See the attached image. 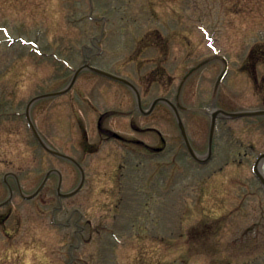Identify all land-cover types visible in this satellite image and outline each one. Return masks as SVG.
Returning <instances> with one entry per match:
<instances>
[{
    "label": "rangeland",
    "instance_id": "374dc122",
    "mask_svg": "<svg viewBox=\"0 0 264 264\" xmlns=\"http://www.w3.org/2000/svg\"><path fill=\"white\" fill-rule=\"evenodd\" d=\"M83 55L135 81L144 108L158 96L173 100L198 64L179 101L190 140L204 153L213 106L264 108V0H0V201L8 172L26 194L52 168L64 174L62 191L79 183L74 164L37 142L24 111L31 97L66 84ZM222 57L228 67L215 90ZM129 93L82 71L65 94L33 104L40 134L75 157L86 180L59 202L57 174L31 198L7 175L13 192L0 206V264H264V191L251 170L264 151V116H220L216 153L196 166L166 104L144 114L133 99L107 101ZM112 107L128 113L104 125L150 145L160 142L156 128L165 149L131 150L100 135L98 115ZM130 118L141 134L127 126Z\"/></svg>",
    "mask_w": 264,
    "mask_h": 264
},
{
    "label": "flooded vegetation",
    "instance_id": "af4514ba",
    "mask_svg": "<svg viewBox=\"0 0 264 264\" xmlns=\"http://www.w3.org/2000/svg\"><path fill=\"white\" fill-rule=\"evenodd\" d=\"M87 61H89V59L86 56L83 55L82 64L87 62ZM132 82L135 84L136 88L139 91L140 104L142 106L143 105L142 104V94L140 93L139 87L136 84V82L133 81V80H132ZM121 85L123 86V88H126L130 92L129 95H128L129 98H127L126 97L127 95L125 96V94H119L117 96L115 95L114 98L110 96V98H108L107 101L111 102L112 100L117 99L115 97H121L120 99H122L121 100L122 103H120V106H122V104H124L127 100L133 99V101L135 103L134 104V111H137L139 113H143V110H142L143 106H142V108H140V106L138 105L137 95L135 94V92L129 86H127L125 84H122V83H121ZM106 89L104 88L105 92L107 93ZM112 94L114 95L115 93H112ZM112 94L110 93V95H112ZM176 95L177 94H175L173 101H176ZM115 112L117 114H119V115L128 113V111L124 110L123 107H120L119 109H116V108L112 107V108L105 109L104 111L100 112L99 115H98V120L96 122V127L98 128V131H99L100 135L104 136V138H106L108 140L115 141L116 143L121 144L123 146H128V147H130L131 150L133 148H135L138 151H144V152L146 151V152L151 153V154L152 153L158 154V153L162 152L165 149V146H166L165 145L166 144L165 140H164L163 135L161 134V132L158 131V130L151 129L153 132H155L157 134V136L160 137V142L158 141V142L155 143V145H150V144L144 143L140 138H138L136 136H132V137L126 136L125 134H122V133H120V132H118L115 129H112L110 127L108 128L106 125H104L103 122L105 121L106 117L110 116V115H113V114H116ZM127 126L130 128L131 131L136 132L138 134H141L144 131V127L137 125L133 118H130L127 121ZM87 144H89V143H87ZM213 146H214V142L212 144V149H213ZM197 152H199V151H197ZM206 152H207V147H206ZM206 152L200 153V154H205ZM130 153L133 154V155H136L137 157L139 156V155H137L136 151H135V153H133V152H130ZM212 159H213V155H212V157H211V159L209 161H207V162H205L203 164L196 162V165L197 166L207 165V163H209ZM61 174H62V180H61V185H62V183L64 181V179H63L64 178V174L62 172H61ZM89 239L90 238H87L86 241L89 242Z\"/></svg>",
    "mask_w": 264,
    "mask_h": 264
},
{
    "label": "water",
    "instance_id": "95a60500",
    "mask_svg": "<svg viewBox=\"0 0 264 264\" xmlns=\"http://www.w3.org/2000/svg\"><path fill=\"white\" fill-rule=\"evenodd\" d=\"M89 67H90L92 70H94V71H96V72H98V73H100V74H103V75H106V76H110V77H114V78H118V79L123 80V79L120 78L119 76H116V75H114V74H111V73H109V72H107V71H104V70H101V69H99V68L92 67V66H89ZM197 67H198V66H197ZM194 69H195V67L192 68L191 70H189V72L186 74V76H187L188 74H190ZM74 77H75V76H74ZM69 87H70V85L67 86L66 88H64L63 90H60V91L51 92V93H46V94H42V95L36 96L35 98H33V99L31 100V102L34 101V100H36V99H38V98H40V97H43V96L58 95V94H60V93H62V92H64V91H66ZM158 100H166V99H164V98H157L156 100H154L153 104H155ZM166 101H167V100H166ZM218 113H221V114L226 115V116H229V117H238V116H243V115H261V114L264 115V110H251V111L226 112V111H224V110H222V109H217V110L213 111L212 114H211V116H212V117H211V132H210V133H211V136H212V133H213V131H214L215 116H216ZM178 120H179V126H180V128H181L182 133H183V136H184V139H185V142H186V145H187L188 150L190 151V153L192 154L193 157H197V156L195 155L193 149H192L191 146H190V143H189V141H188V138L186 137L185 130H184L183 124H182L181 119L179 118V116H178ZM34 133H35V135L37 136V138L39 139V141L42 143V145L44 146V148H45L47 151H49L50 153H52V154H54V155H57V156H64V157H67V158L73 160V158H71V157H69V156H67V155H65V154H63V153H61V152H59V151H57V150H55V149L49 147L47 144H45V143L43 142V140L41 139V137L39 136V134H38L36 131H34ZM210 141H211V139H210ZM209 148H210V145H209ZM263 160H264V153L261 154L260 157H259L258 160H257V164H258V165H257V167L255 168V173L257 174V176L259 177V179L261 180V182H262V184H263V186H264V174H263V172H262L261 169H260V164H261V162H262ZM50 172H51V170L48 172V174H49ZM10 193H11V192H10ZM74 193H75V192H68V193H65V194H61L60 192H58V194L61 195V196H69V195H72V194H74ZM22 194H23V193H22ZM31 195H33V194H31ZM31 195H29V196H31ZM6 201H7V200H5L4 202H6ZM4 202H2V203H4ZM2 203H0V205H1Z\"/></svg>",
    "mask_w": 264,
    "mask_h": 264
}]
</instances>
